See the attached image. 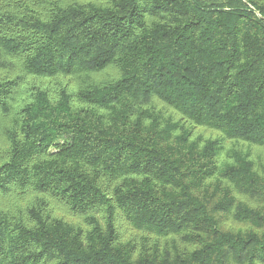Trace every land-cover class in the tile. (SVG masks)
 I'll list each match as a JSON object with an SVG mask.
<instances>
[{"label": "trees", "instance_id": "obj_1", "mask_svg": "<svg viewBox=\"0 0 264 264\" xmlns=\"http://www.w3.org/2000/svg\"><path fill=\"white\" fill-rule=\"evenodd\" d=\"M0 264H264V0H0Z\"/></svg>", "mask_w": 264, "mask_h": 264}]
</instances>
